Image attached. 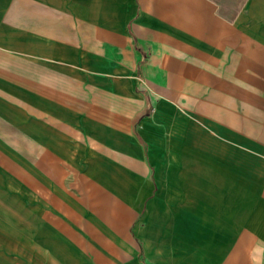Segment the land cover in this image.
<instances>
[{
	"label": "crops",
	"instance_id": "crops-1",
	"mask_svg": "<svg viewBox=\"0 0 264 264\" xmlns=\"http://www.w3.org/2000/svg\"><path fill=\"white\" fill-rule=\"evenodd\" d=\"M0 264H264V0H0Z\"/></svg>",
	"mask_w": 264,
	"mask_h": 264
}]
</instances>
